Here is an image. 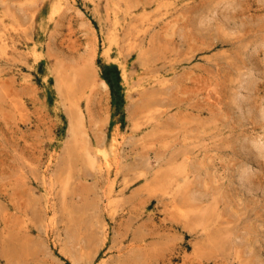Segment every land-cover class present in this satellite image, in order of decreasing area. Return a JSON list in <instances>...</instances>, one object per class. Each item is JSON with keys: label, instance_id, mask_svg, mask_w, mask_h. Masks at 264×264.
I'll return each mask as SVG.
<instances>
[{"label": "rangeland", "instance_id": "1", "mask_svg": "<svg viewBox=\"0 0 264 264\" xmlns=\"http://www.w3.org/2000/svg\"><path fill=\"white\" fill-rule=\"evenodd\" d=\"M60 4L0 0V264H264V0Z\"/></svg>", "mask_w": 264, "mask_h": 264}, {"label": "bare ground", "instance_id": "2", "mask_svg": "<svg viewBox=\"0 0 264 264\" xmlns=\"http://www.w3.org/2000/svg\"><path fill=\"white\" fill-rule=\"evenodd\" d=\"M60 5L61 6H63V4H64V0H60ZM111 42V41H110ZM252 77V76H251ZM245 78V77H244ZM243 78V79H244ZM249 78H247V80H248ZM245 81V80H244ZM244 83V82H243ZM246 83V82H245ZM249 83H250V81H249ZM248 84V83H247ZM243 85V84H242ZM248 85H250V84H248ZM241 86V85H240ZM244 86V85H243ZM242 86V87H243ZM247 87V86H246ZM241 89V88H240ZM249 89V88H248ZM239 90V89H238ZM243 91H244V87H243V89H242ZM244 96V95H243ZM241 97V96H240ZM238 99H240L239 97H238ZM237 99V101H239ZM241 100V99H240ZM243 100V99H242ZM241 103V102H240ZM246 105H247V103H246ZM248 106V105H247ZM241 107V106H240ZM112 136V138H111V145H112V147L114 148V153H113V156H112V158L111 159H106V161H105V164H104V170L103 171H105V173H106V175L108 176V177H110L111 176V174L112 173H114V171L115 170H117L118 168V152H119V147H120V143H119V141H118V138L119 137H121V136H119L118 135V133H113V135H111ZM88 148V147H87ZM101 160H102V158H101ZM91 168H92V166H91ZM117 168V169H116ZM248 170V169H247ZM246 170V171H247ZM246 173V174H245ZM245 173H243V174H245V175H243V180L246 182L247 181V172H245ZM107 179H109L110 180V178H107ZM112 184H111V187L112 188H115V179H113L112 181H110ZM43 183L44 184H47V177L46 176H44L43 177ZM247 183V182H246ZM115 191V190H114ZM111 193V192H110ZM117 200V199H116ZM49 206V205H48Z\"/></svg>", "mask_w": 264, "mask_h": 264}]
</instances>
